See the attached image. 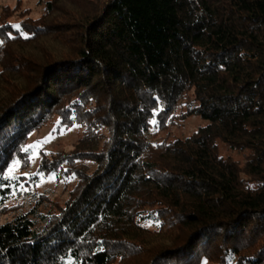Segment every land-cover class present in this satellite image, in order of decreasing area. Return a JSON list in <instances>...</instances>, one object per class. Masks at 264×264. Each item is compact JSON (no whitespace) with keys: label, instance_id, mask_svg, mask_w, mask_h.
Wrapping results in <instances>:
<instances>
[{"label":"trees","instance_id":"1","mask_svg":"<svg viewBox=\"0 0 264 264\" xmlns=\"http://www.w3.org/2000/svg\"><path fill=\"white\" fill-rule=\"evenodd\" d=\"M62 1L0 26V264H264V0ZM183 98L205 124L153 140ZM51 113L90 165L54 158L68 201L2 219L7 164Z\"/></svg>","mask_w":264,"mask_h":264},{"label":"rangeland","instance_id":"2","mask_svg":"<svg viewBox=\"0 0 264 264\" xmlns=\"http://www.w3.org/2000/svg\"><path fill=\"white\" fill-rule=\"evenodd\" d=\"M45 1L0 0V26L7 22L12 25V29H19L16 27L19 25V20L27 16L32 18L38 17L43 11ZM85 1L65 0L58 4L62 6L63 11L74 16L77 12H88L91 9ZM63 16L57 15L55 18L57 20H66L72 17L67 14ZM11 32L12 30L9 34H12ZM55 33H51L48 39L59 38V35L57 36ZM62 38L64 37L60 35L59 40ZM186 101L187 99L185 98L180 101L172 113V118L169 117L166 120L167 125L164 129L159 130L153 127V131L157 133L152 136L153 140L170 141L177 137L183 138L194 132L199 125L205 124L206 121L198 115L180 117L186 110ZM58 126H61V128ZM56 127L60 130H57ZM83 131L84 128L78 123H73L70 126L61 125L58 115L55 113H51L47 120L30 131L23 148L28 145L32 147L28 151L22 150L19 156L11 158L6 167L5 175L18 181L19 191L14 194L13 198L7 201L2 219L10 218L13 213L26 211L32 207H36L43 213H50L57 206L63 205L65 201H68L70 192L77 183V178L63 173L64 171H49L47 167L48 165L52 166L50 162L54 158H60L64 155L69 156L72 169L81 164L90 165V160L86 159L87 157L79 156L83 146L86 147V144L89 143V141L79 143L83 137ZM217 145L221 156H230L237 161H243L246 151L241 152L228 149L219 140L217 141ZM14 160H18L19 163L16 165L13 173L9 175L7 169Z\"/></svg>","mask_w":264,"mask_h":264},{"label":"snow or ice","instance_id":"3","mask_svg":"<svg viewBox=\"0 0 264 264\" xmlns=\"http://www.w3.org/2000/svg\"><path fill=\"white\" fill-rule=\"evenodd\" d=\"M16 27L19 28L20 26L17 25ZM3 43H4V41L0 40V44H3ZM153 123H155V121H153ZM31 147H32L31 145H28V146H25L22 150L23 151H28V149L31 148ZM18 163H19L18 160H14L12 162V164L8 167L7 172H8L9 175H11L13 173V171H14V169H15V167H16V165Z\"/></svg>","mask_w":264,"mask_h":264}]
</instances>
